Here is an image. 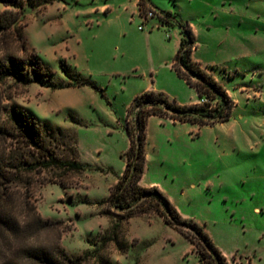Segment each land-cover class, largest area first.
Instances as JSON below:
<instances>
[{"label": "rangeland", "instance_id": "1", "mask_svg": "<svg viewBox=\"0 0 264 264\" xmlns=\"http://www.w3.org/2000/svg\"><path fill=\"white\" fill-rule=\"evenodd\" d=\"M29 1L17 29L0 35V58L36 57L53 70L55 85L0 81L1 121L15 104L39 122L72 128L86 166L64 175L23 173L0 187L4 212L20 224L15 237L0 229V264H36L21 246L53 242L54 229L28 227L35 214L60 220L58 242L69 254L87 253L74 264L198 263L188 239L154 211L120 223L121 248L107 239L101 246L113 219L100 200L124 166L131 100L144 90L180 105L198 99L170 66L182 36L177 22L190 26L193 56L213 66L235 103L228 120L211 125L149 115L140 183L157 187L198 223L226 264H264V0H150L154 15L146 20L134 0ZM160 11L171 13V25L161 22ZM12 146L23 151L0 139V152Z\"/></svg>", "mask_w": 264, "mask_h": 264}, {"label": "trees", "instance_id": "2", "mask_svg": "<svg viewBox=\"0 0 264 264\" xmlns=\"http://www.w3.org/2000/svg\"><path fill=\"white\" fill-rule=\"evenodd\" d=\"M150 0H137L138 13L144 14L150 8ZM0 35L17 29V23L29 0H0ZM160 20L171 25L168 11H160ZM181 38L175 54L171 59V68L189 86L193 87L199 99L196 103L176 104L168 101L162 92L144 90L136 94L127 107L125 131L127 148L121 153L124 158L122 171L117 174L116 181L110 186L108 195L100 200L108 207L102 210L113 219L104 240H117V230L122 221L154 211L168 226L172 227L188 239L193 251L198 255V263L226 264L225 256L215 247L209 236L195 221L183 217L168 198L155 186H144L140 179L145 163V127L149 115L169 117L176 121H188L198 125L214 124L230 118L234 101L229 97L222 84L200 63L191 58L195 42L194 34L187 23L177 22ZM212 71L213 66L208 67ZM53 70L42 64L36 57H18L7 52L0 58V81L12 77L17 83H39L54 86ZM66 74V73H65ZM84 84V81L77 83ZM73 85L66 82V87ZM63 87L62 84L58 86ZM130 115L131 120H129ZM12 139L13 144L23 148L19 152L16 146L8 151L0 152V187L21 181L23 173L47 170L55 174L78 173L84 170L86 163L78 160L76 132L72 128L41 122L27 115L18 105L6 108V119L0 118V139ZM19 148V147H18ZM57 184L61 188L68 185L63 181ZM3 193V192H2ZM0 192V229L8 236H16L20 230L18 219L4 212L3 200L7 193ZM59 219H42L37 214L28 227L39 229L52 228L56 231L53 242L48 245L21 246L23 256L36 264H74L79 263L87 253L72 255L59 245ZM32 225V226H31ZM100 247V246H99ZM94 248L92 252L99 249ZM5 264H16L7 261ZM105 264H111L108 260Z\"/></svg>", "mask_w": 264, "mask_h": 264}, {"label": "crops", "instance_id": "3", "mask_svg": "<svg viewBox=\"0 0 264 264\" xmlns=\"http://www.w3.org/2000/svg\"><path fill=\"white\" fill-rule=\"evenodd\" d=\"M135 1V6H136V8H137V0H134ZM137 12H138V8H137ZM162 22V21H161ZM163 23V22H162ZM192 30V29H191ZM193 32V31H192ZM194 34V33H193ZM194 38H195V35H194ZM195 40V39H194ZM194 48H195V42H194V45H193V47H192V51H191V58L193 59V60H195V61H197V62H199L198 61V59L197 58H195L194 56H193V51H194ZM200 63V62H199ZM170 66H171V61H170ZM200 66L201 67H203V68H205L208 72H210L209 71V69L207 68V66L205 65V66H203V65H201V63H200ZM211 73V72H210ZM213 75V74H212ZM216 78V77H215ZM217 79V78H216ZM219 81V80H218ZM70 86H74V85H70ZM67 87H69V86H67ZM227 94L229 95V97H230V94L227 92ZM231 98V97H230ZM232 99V98H231ZM233 100V99H232ZM198 101V99H196V100H193L191 103H196ZM234 101V100H233ZM235 103V102H234ZM190 104V103H189ZM225 256V255H224Z\"/></svg>", "mask_w": 264, "mask_h": 264}, {"label": "built area", "instance_id": "4", "mask_svg": "<svg viewBox=\"0 0 264 264\" xmlns=\"http://www.w3.org/2000/svg\"><path fill=\"white\" fill-rule=\"evenodd\" d=\"M153 15H154V11L148 10L144 14H142L141 16L143 17L144 20H146L148 17H152ZM138 27L141 29V26H138Z\"/></svg>", "mask_w": 264, "mask_h": 264}]
</instances>
